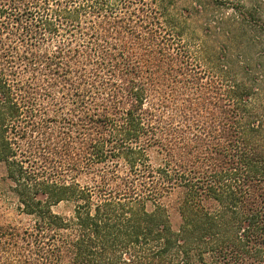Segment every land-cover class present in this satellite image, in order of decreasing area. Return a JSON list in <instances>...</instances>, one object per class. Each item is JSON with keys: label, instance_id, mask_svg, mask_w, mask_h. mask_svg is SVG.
Instances as JSON below:
<instances>
[{"label": "trees", "instance_id": "16d2710c", "mask_svg": "<svg viewBox=\"0 0 264 264\" xmlns=\"http://www.w3.org/2000/svg\"><path fill=\"white\" fill-rule=\"evenodd\" d=\"M264 0H0V264H264Z\"/></svg>", "mask_w": 264, "mask_h": 264}, {"label": "rangeland", "instance_id": "374dc122", "mask_svg": "<svg viewBox=\"0 0 264 264\" xmlns=\"http://www.w3.org/2000/svg\"><path fill=\"white\" fill-rule=\"evenodd\" d=\"M263 10H264V8H263ZM2 171H3L2 167L0 166V175L2 174Z\"/></svg>", "mask_w": 264, "mask_h": 264}]
</instances>
